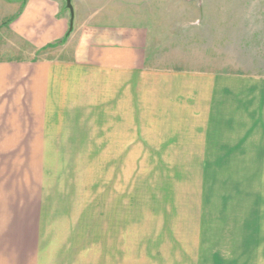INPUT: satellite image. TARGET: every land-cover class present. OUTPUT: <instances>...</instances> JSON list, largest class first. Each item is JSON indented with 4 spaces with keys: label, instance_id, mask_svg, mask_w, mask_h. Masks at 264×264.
I'll list each match as a JSON object with an SVG mask.
<instances>
[{
    "label": "crops",
    "instance_id": "crops-1",
    "mask_svg": "<svg viewBox=\"0 0 264 264\" xmlns=\"http://www.w3.org/2000/svg\"><path fill=\"white\" fill-rule=\"evenodd\" d=\"M118 1L107 9L102 0H71L65 38V0H0L6 32L34 50H54L39 60L0 61L3 150L39 137L52 146L101 144L103 159L116 161L128 130L139 138L156 129L203 138L217 150L229 145L232 160L264 161V73L160 67L154 23L141 20L136 3L128 13ZM4 172L0 264H264V228L249 227L254 214L246 232L160 231L154 218H128L125 201L46 200L47 186L16 184Z\"/></svg>",
    "mask_w": 264,
    "mask_h": 264
},
{
    "label": "rangeland",
    "instance_id": "rangeland-1",
    "mask_svg": "<svg viewBox=\"0 0 264 264\" xmlns=\"http://www.w3.org/2000/svg\"><path fill=\"white\" fill-rule=\"evenodd\" d=\"M102 1L107 9L119 3ZM124 2L128 13L136 3L141 20L154 23L158 66L264 73V0ZM50 52L32 49L0 22V61L39 60ZM134 131L128 130L126 152L116 161H105L96 143L52 146L35 137L30 144L9 146L15 151L8 154L0 145V174H14L16 184L47 186L46 200L125 201L128 218H154L160 231L169 226L175 232H246V217L253 214L256 223L249 227L264 231V161L232 160L229 145L217 150L203 138L170 137L156 129L134 138ZM77 156L81 159L72 158Z\"/></svg>",
    "mask_w": 264,
    "mask_h": 264
},
{
    "label": "water",
    "instance_id": "water-1",
    "mask_svg": "<svg viewBox=\"0 0 264 264\" xmlns=\"http://www.w3.org/2000/svg\"><path fill=\"white\" fill-rule=\"evenodd\" d=\"M65 8L69 11V15H70V18H69V27H68V30H67V32L65 34V38H67V36L72 31V28H73V20H74V10H73V6H72L71 0H65Z\"/></svg>",
    "mask_w": 264,
    "mask_h": 264
}]
</instances>
